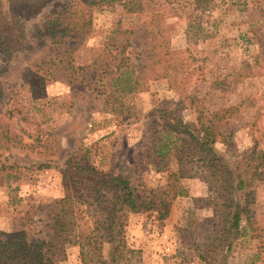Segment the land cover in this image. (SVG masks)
<instances>
[{
	"label": "rangeland",
	"instance_id": "1",
	"mask_svg": "<svg viewBox=\"0 0 264 264\" xmlns=\"http://www.w3.org/2000/svg\"><path fill=\"white\" fill-rule=\"evenodd\" d=\"M40 1L23 19L27 47L0 48V240L51 236L53 202L67 191L60 171L71 161L122 174L138 201L157 206L162 197L168 205L165 216L158 207L127 215L131 252L119 264H264V167L250 183V166L262 162L246 158L254 147L264 154V0H204L202 9L196 0H141L134 13L98 6L88 34L62 40L43 27L68 0ZM200 115L219 135L213 147L222 164L247 180L235 196L242 210L235 238L200 163L183 157L192 153L173 152L163 165L152 152L164 122L177 119L201 136ZM179 159L192 176L176 184L185 195L172 198ZM69 192L81 197L82 230V187ZM27 210L32 220L22 228ZM111 253L105 244L104 258ZM60 264H81L79 248L68 246Z\"/></svg>",
	"mask_w": 264,
	"mask_h": 264
},
{
	"label": "trees",
	"instance_id": "2",
	"mask_svg": "<svg viewBox=\"0 0 264 264\" xmlns=\"http://www.w3.org/2000/svg\"><path fill=\"white\" fill-rule=\"evenodd\" d=\"M31 1H0V48L3 54H8L13 48L20 50L27 47V34L23 19L25 15L29 16L35 12L37 4H32ZM140 1L68 0L65 11L56 13L43 27L44 35L55 39L59 34L60 40L70 34H79L83 37L92 27L94 8L118 4L126 12L134 13L139 10ZM164 1L172 5L180 0ZM47 2L48 0H41L39 3H43L44 7ZM196 3L198 9L205 8L208 4L204 0H196ZM136 85L135 82L133 89L137 87ZM124 86L128 87V93L131 92L132 85L129 86L125 81ZM124 86L121 84V87ZM197 123L201 136L189 131L188 127L177 119L171 123L164 122L158 132L159 137L154 141L152 152L163 165H167L168 156L173 155V152L174 157L178 154L182 155V151L192 153L191 155L183 154V157L196 158L195 161L200 163V175L215 187L216 199L220 200L221 205L231 214L228 231L230 237L235 238L242 235L240 229L241 204L236 202L235 196L246 189L247 180H244L243 173L237 168L231 170L222 164V158L215 153L213 147L219 135L212 129L211 124L208 127L204 126L203 115L198 116ZM178 143H181L180 146ZM246 158L248 161L254 162L255 159L262 162V164L250 166L248 180L251 183L253 178L261 175L259 167H264V154L254 147ZM48 167V165H38L37 169ZM186 167L187 165L179 159L177 170L170 174L173 178V185L171 191L168 189V192L172 193V198L185 195L182 188L176 184L179 180L192 176L185 170ZM122 168L124 164L121 163L120 170ZM60 173L63 187L67 191L53 202L54 208L57 209L51 215L53 228L51 236L47 240L28 241L23 232L3 235L4 239L0 240V264H60L66 258L68 246L79 248L81 264H119L125 261L126 254L131 252L127 248L124 236L127 215L157 207L161 216L167 214L168 205L162 197L159 198L157 206L153 204L154 202L138 201L135 196V185L122 174L102 173L85 164L72 167L71 161L66 162L65 168ZM69 175L73 178H68ZM70 187H82V230L77 225L80 218L75 207V204L80 203L81 197L74 200L73 194L69 192ZM32 216V211L23 212L20 217V226L22 228L29 226ZM87 224L88 227H85ZM105 244L112 246L109 260L103 256Z\"/></svg>",
	"mask_w": 264,
	"mask_h": 264
}]
</instances>
